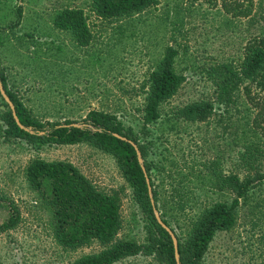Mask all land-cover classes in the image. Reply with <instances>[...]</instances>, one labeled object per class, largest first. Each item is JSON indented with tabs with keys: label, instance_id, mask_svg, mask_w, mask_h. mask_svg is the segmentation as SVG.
Segmentation results:
<instances>
[{
	"label": "rangeland",
	"instance_id": "rangeland-1",
	"mask_svg": "<svg viewBox=\"0 0 264 264\" xmlns=\"http://www.w3.org/2000/svg\"><path fill=\"white\" fill-rule=\"evenodd\" d=\"M65 8L84 11L92 34L87 45L55 25L56 13ZM218 8L208 0H158L139 13L104 18L93 9V0H0V71L6 79L5 89L0 77V221L9 215L10 203L20 213L15 226L0 230V264H70L108 246L92 240L69 247L58 240L51 205L41 201L26 178L27 166L37 157L70 161L98 189L119 196L121 227L114 242L150 243L145 217L115 157L88 142L50 145L8 135L6 90L40 119L80 122L93 109L116 115L145 146L140 158L149 164L154 203L157 190L160 205L166 196L169 205L183 202V212L197 214L234 196L218 182L233 167L227 159L231 115L215 99L210 74L217 63H239L248 33L245 19ZM170 47L177 50L174 68L185 81L161 104L160 117L144 124L151 72ZM236 98L237 115L250 118L248 98ZM198 99L212 101L215 112L191 122L180 109ZM258 167L264 174V158ZM233 170L241 176L246 172ZM248 195L235 225L216 232L200 264H264V178L254 181ZM168 209L155 207L156 218L166 217L183 235L178 224L187 219L172 220ZM178 256L180 261L179 251ZM114 264L169 263L155 249Z\"/></svg>",
	"mask_w": 264,
	"mask_h": 264
},
{
	"label": "trees",
	"instance_id": "trees-1",
	"mask_svg": "<svg viewBox=\"0 0 264 264\" xmlns=\"http://www.w3.org/2000/svg\"><path fill=\"white\" fill-rule=\"evenodd\" d=\"M208 1H212L213 6L226 14L245 19L248 33L239 63H217L210 74L215 85V99L231 115L227 159H232L235 169H246L241 176L232 167L229 174L218 181L234 195L229 201L220 200L197 214H187L183 212V202L169 205L166 196L161 198L163 204L160 205L159 192L155 190L153 203L149 192L152 180H147L150 178L149 164L140 160V154H145V146L132 128L126 127L116 115L93 109L80 122L72 119H40L32 115L13 92L6 90L14 106V109L9 107L3 114L8 135L50 145L88 142L112 154L133 188L135 199L145 217L149 245L129 239L114 242L121 227L119 196L98 189L70 161L34 158L27 166L26 178L41 201L51 205L58 240L69 247L84 245L92 240L108 245L104 250L80 256L70 264H114L141 251L151 254L155 249L157 253H163L169 264H178L172 237L157 220L155 207L165 212L169 207V215L177 222L182 217L187 219L185 224H178L179 228L184 229L183 235H178L171 221L162 217L177 236L180 264H200L216 232L235 225L238 208L248 200L254 181L264 178L258 167L264 158V97H259L260 93L264 94V0ZM157 3L158 0H93V9L101 17L115 18L139 13ZM54 23L60 29L71 31L81 45H87L92 38L82 9H62L56 13ZM176 53V49L168 48L160 65L151 72L144 124L160 117L161 104L175 95L185 81V76L174 68ZM0 77L6 89L2 71ZM241 94L248 98L247 109L252 111L250 118L247 116L244 119L237 115L236 97ZM180 112L191 122L204 121L214 114L215 106L210 100L198 99L184 105ZM236 149H239L238 156L233 158ZM16 207L9 204L10 213L0 221V230L18 223L20 213Z\"/></svg>",
	"mask_w": 264,
	"mask_h": 264
},
{
	"label": "water",
	"instance_id": "water-1",
	"mask_svg": "<svg viewBox=\"0 0 264 264\" xmlns=\"http://www.w3.org/2000/svg\"><path fill=\"white\" fill-rule=\"evenodd\" d=\"M0 87L2 88V83H1V80H0ZM3 94H5L4 91H2ZM6 100L7 102L9 103L10 107L12 109H14V106H13V103L11 102L10 98L8 97V95L6 96ZM15 114V112H14ZM141 160V158H140ZM142 162V161H141ZM146 174H147V171H146ZM148 182H149V178H147ZM149 191H150V187H149ZM151 192V191H150ZM152 202L154 203V201L152 200ZM157 220L159 221L160 224H162V226L169 232V234L171 235L172 237V240H173V243H174V247H175V253H176V260H177V263L180 264V261H179V256H178V242H177V236L176 234L173 232V230L163 222V220L159 217V215H157Z\"/></svg>",
	"mask_w": 264,
	"mask_h": 264
}]
</instances>
